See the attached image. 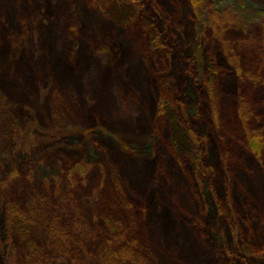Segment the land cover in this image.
I'll return each instance as SVG.
<instances>
[{"label": "rangeland", "instance_id": "obj_1", "mask_svg": "<svg viewBox=\"0 0 264 264\" xmlns=\"http://www.w3.org/2000/svg\"><path fill=\"white\" fill-rule=\"evenodd\" d=\"M251 133L264 0H0V264H264Z\"/></svg>", "mask_w": 264, "mask_h": 264}, {"label": "trees", "instance_id": "obj_2", "mask_svg": "<svg viewBox=\"0 0 264 264\" xmlns=\"http://www.w3.org/2000/svg\"><path fill=\"white\" fill-rule=\"evenodd\" d=\"M247 146L253 154L260 155L264 150V136L260 133L249 134ZM121 250H118L116 253H114V256L124 257V253L127 254V252L124 251V248Z\"/></svg>", "mask_w": 264, "mask_h": 264}]
</instances>
